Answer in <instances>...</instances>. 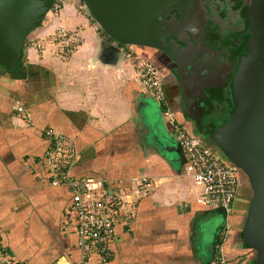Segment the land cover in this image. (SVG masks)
<instances>
[{
  "label": "crops",
  "instance_id": "obj_1",
  "mask_svg": "<svg viewBox=\"0 0 264 264\" xmlns=\"http://www.w3.org/2000/svg\"><path fill=\"white\" fill-rule=\"evenodd\" d=\"M80 5L59 0L47 22L28 36L22 71L14 75L0 67L3 251L17 264H216L214 246L230 222L226 264H252L253 252L236 236V205L227 219L202 203V184L186 174L172 127L156 115L134 60L126 56L147 58L145 50L118 45L116 59H107L98 41L110 40ZM59 27L82 37L68 57L52 35ZM34 40L42 42V50L32 46ZM153 61L163 69L154 63L176 123L190 130L180 85L166 62ZM47 128L73 140L78 157L71 176L104 181L118 207L105 262L77 245L70 188L52 185L42 162ZM216 214L219 225L208 237L202 228Z\"/></svg>",
  "mask_w": 264,
  "mask_h": 264
},
{
  "label": "water",
  "instance_id": "obj_2",
  "mask_svg": "<svg viewBox=\"0 0 264 264\" xmlns=\"http://www.w3.org/2000/svg\"><path fill=\"white\" fill-rule=\"evenodd\" d=\"M202 1L80 0L110 40L98 41L110 61L121 50L118 45L145 51L166 47L170 27L166 18L171 11L186 20L189 30L201 28ZM52 4L53 0H0L1 66L15 70L26 38L42 25ZM247 16L250 34L241 46L244 53L231 82L229 118L216 129L203 131L200 102L191 133L211 141L219 155L237 168L249 198L236 220V236L253 252L252 264H264V0H250Z\"/></svg>",
  "mask_w": 264,
  "mask_h": 264
},
{
  "label": "built area",
  "instance_id": "obj_3",
  "mask_svg": "<svg viewBox=\"0 0 264 264\" xmlns=\"http://www.w3.org/2000/svg\"><path fill=\"white\" fill-rule=\"evenodd\" d=\"M80 10L86 11L82 3ZM52 35L61 53L67 57L82 44L78 30L59 27ZM31 44L37 50L43 49L40 40L31 41ZM126 56L134 60L142 88L155 99L163 118L172 127L175 141L185 160L186 174L202 184V203L209 209L222 210L227 219L231 218L239 191L237 168L205 147L186 127L176 123L153 62L133 52ZM44 135L48 147L42 155V162L48 170L51 184L68 186L73 196L71 210L76 218L77 245L86 254H99L105 262L109 258V244L115 238L118 207L108 198L104 181L92 178L75 179L71 176L70 171L77 161L78 153L70 137L52 128L45 129ZM231 228V223L227 222L215 243L216 264H226L223 246ZM0 264H17L3 251L1 241Z\"/></svg>",
  "mask_w": 264,
  "mask_h": 264
},
{
  "label": "flooded vegetation",
  "instance_id": "obj_4",
  "mask_svg": "<svg viewBox=\"0 0 264 264\" xmlns=\"http://www.w3.org/2000/svg\"><path fill=\"white\" fill-rule=\"evenodd\" d=\"M249 3L250 0H203L202 26L191 30L185 27L186 20L171 11L166 18L170 23L166 47L142 51L159 64L167 63L168 74L180 85L183 113L192 128L201 112L200 102L204 108L200 124L203 131L228 120L225 117L230 115L232 78L244 53L241 46L250 34ZM245 192L246 188L239 185L237 202L245 203ZM242 212L243 208L236 205L235 221Z\"/></svg>",
  "mask_w": 264,
  "mask_h": 264
},
{
  "label": "trees",
  "instance_id": "obj_5",
  "mask_svg": "<svg viewBox=\"0 0 264 264\" xmlns=\"http://www.w3.org/2000/svg\"><path fill=\"white\" fill-rule=\"evenodd\" d=\"M56 3H57V0H53V4H52V8L56 5ZM51 8V9H52ZM47 20H48V16H47V18L45 19V21L42 23V25L43 24H45L46 22H47ZM41 25V26H42ZM40 27V26H39ZM30 35V34H29ZM28 35V36H29ZM27 42H28V37L26 38V40H25V42H24V45H23V48H22V56H21V59H20V61L17 63V65H16V68H15V70H9V69H7V68H5V67H3V66H1L0 65V67H2L6 72H8L9 74H17L18 72H21L22 71V68H23V66H22V61H23V59H24V57H25V54H26V47H27ZM146 56V55H145ZM147 58L146 59H148L149 61H151V62H153V60L150 58V57H148V56H146ZM153 64H154V62H153ZM226 122V121H225ZM223 124V122L222 123H218V124H215V125H213V127H211V129L210 130H212V129H216L217 127H219L220 125H222ZM191 130V129H190ZM201 141V143L205 146V147H207V148H209L210 150H212V151H214L215 153H218V150H217V148H216V146L211 142V141H209V140H207V141H205V140H200ZM219 154V153H218ZM239 185H241V187H242V189H244L245 187L242 185V183L239 181ZM247 190V189H246ZM248 193L249 192H247V194H246V192H245V198L244 199H246V195H248ZM243 199V200H244ZM236 201H237V199H236ZM236 201H235V203H236ZM243 202V201H242ZM239 203V202H238ZM237 203V204H238ZM240 206V205H239ZM219 211H222V210H219ZM246 247V246H245ZM248 248V247H247Z\"/></svg>",
  "mask_w": 264,
  "mask_h": 264
},
{
  "label": "rangeland",
  "instance_id": "obj_6",
  "mask_svg": "<svg viewBox=\"0 0 264 264\" xmlns=\"http://www.w3.org/2000/svg\"><path fill=\"white\" fill-rule=\"evenodd\" d=\"M70 1H72V0H70ZM77 1H79L80 2V0H77ZM57 2H59V0H57ZM80 4H81V2H80ZM87 12V11H86ZM88 13V12H87ZM99 29H100V27H99ZM149 96V98H150V100H153L155 103H154V105H153V108H154V111H155V113H156V115L157 116H160V117H163L162 116V114H161V111H159V109H158V104H157V102L155 101V99L153 98V97H151L150 95H148ZM228 115L225 117V119H228ZM249 198V193H248V195H246V199H244V201H245V203H243L242 201L241 202H239V204H240V207L241 208H245V206H246V201H247V199ZM236 205H239V204H237V201H236V203H235ZM221 218V215H218V214H216L214 217H212V218H209V221H210V223H208V225H204V227L202 228V230L204 229V233L203 234H205L206 236H211L212 234H213V232H211V231H213V230H215L217 227H218V225L219 224H217V221L219 220ZM216 225V228H214V226ZM224 227V226H223ZM222 227V228H223Z\"/></svg>",
  "mask_w": 264,
  "mask_h": 264
}]
</instances>
